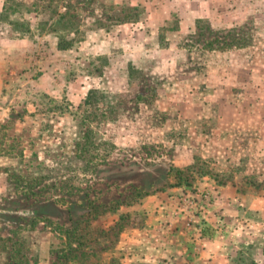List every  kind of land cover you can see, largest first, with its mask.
I'll return each instance as SVG.
<instances>
[{
	"label": "rangeland",
	"instance_id": "obj_1",
	"mask_svg": "<svg viewBox=\"0 0 264 264\" xmlns=\"http://www.w3.org/2000/svg\"><path fill=\"white\" fill-rule=\"evenodd\" d=\"M205 1L0 0V264H264V0Z\"/></svg>",
	"mask_w": 264,
	"mask_h": 264
},
{
	"label": "crops",
	"instance_id": "obj_2",
	"mask_svg": "<svg viewBox=\"0 0 264 264\" xmlns=\"http://www.w3.org/2000/svg\"><path fill=\"white\" fill-rule=\"evenodd\" d=\"M207 4V1L205 0H192V6L194 7V11H197V9H199V6L201 5H205ZM198 5V6H197ZM194 11H191V12H194ZM198 13V11L196 12ZM160 249H156L155 252L158 253ZM164 250V248H162V251ZM192 251V250H191ZM199 254L200 257H202V261L200 262H196L195 259L193 262H190V263H186V264H211L212 262H210L209 260L211 259L210 258V252H209V248H206V249H202V248H198V250L194 249L193 252H192V257L194 258V255L195 254ZM131 257L129 255H126L125 258H129V262L130 263H126V264H133V262H136L138 260V264H180L178 263L177 261H175L174 259L170 258V261L168 259V262H164L163 259H160L159 257H153L151 256V254L149 252H147L146 250L143 251V252H140L137 256H135V254H130ZM170 255L172 256V252H170ZM208 257L207 259H204L205 257ZM182 264V263H181Z\"/></svg>",
	"mask_w": 264,
	"mask_h": 264
},
{
	"label": "trees",
	"instance_id": "obj_3",
	"mask_svg": "<svg viewBox=\"0 0 264 264\" xmlns=\"http://www.w3.org/2000/svg\"><path fill=\"white\" fill-rule=\"evenodd\" d=\"M57 48H58L59 50H65V49H67L66 46H61V45H58ZM92 211H93V209H92ZM76 230H77V228H74L73 230H71V231H66V232H68L69 234H75Z\"/></svg>",
	"mask_w": 264,
	"mask_h": 264
}]
</instances>
